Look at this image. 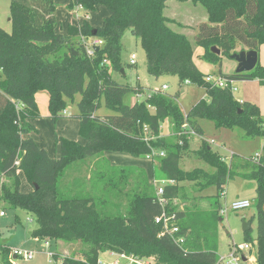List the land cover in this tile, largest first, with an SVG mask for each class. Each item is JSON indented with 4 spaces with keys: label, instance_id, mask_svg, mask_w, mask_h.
<instances>
[{
    "label": "trees",
    "instance_id": "obj_1",
    "mask_svg": "<svg viewBox=\"0 0 264 264\" xmlns=\"http://www.w3.org/2000/svg\"><path fill=\"white\" fill-rule=\"evenodd\" d=\"M169 1H191L205 9L207 21L199 26L195 47L205 50V61L220 66L218 77L236 82L258 80L264 86L260 61L247 73L224 74L221 69L223 57L235 54L237 45L243 47L241 51L260 52L264 45V0H71L70 10L82 7L94 11L102 5L108 8L109 16L102 26L93 27L84 21L81 26H70L66 34L57 32L55 0H11L12 32L0 28V211L22 210L33 215L38 227L31 236L38 241L69 239L93 244L81 258L64 257L61 264H100V254L109 251L137 259L153 256L160 264H218L223 211L220 199L228 181L236 178L256 183L258 238H264V145L259 158L236 161L235 157L227 164L203 140L197 155L215 169L209 175L201 170L184 171L181 160L187 145L161 138L168 119L180 132L189 125L204 136L199 120L205 119L217 129H240L246 137L264 140L260 108L236 100L230 88L214 87L206 81L207 76L194 63L195 49L188 37L170 27L172 21L164 13ZM127 30L141 40L151 76H176L182 83L197 84L205 89L208 99L199 101L187 114L178 103L179 95L173 97L161 89L142 102L126 104L128 95L144 92L140 85L121 84L111 74L126 75L122 52ZM80 36L102 38L105 46L90 57L85 44L76 41ZM214 48L221 54L213 52ZM39 92L49 95L53 122L62 118L69 102L81 96L74 117L80 121L84 145L56 134L55 145L61 155L53 158L35 142L32 134L37 129L30 120L40 118ZM103 101L113 114H99ZM148 135L154 139L147 141ZM157 149L165 157H153ZM105 153L157 160L169 181L162 196L135 194L129 217L110 218L94 209L93 201L100 199L95 195L60 193V178L72 163ZM109 170L111 175H100L103 180L115 175L126 179L127 173L137 171L134 167ZM20 172L32 192L21 191ZM200 176L207 180L204 188L215 190L212 209L200 214L167 213L175 214L179 232L173 236L165 233L163 224L156 223L164 213L163 201L177 197L180 182L198 181ZM179 219L184 220L180 223ZM251 232L244 233L245 243L256 241ZM180 239L181 243L177 241ZM0 253V264H13L7 245H0Z\"/></svg>",
    "mask_w": 264,
    "mask_h": 264
},
{
    "label": "rangeland",
    "instance_id": "obj_2",
    "mask_svg": "<svg viewBox=\"0 0 264 264\" xmlns=\"http://www.w3.org/2000/svg\"><path fill=\"white\" fill-rule=\"evenodd\" d=\"M11 6V0H0V28L7 33H11L13 29ZM78 9L83 14H88L86 9L82 7ZM59 12L68 13L64 8H60ZM93 12L89 14V19L95 25L102 21L103 15L100 10ZM164 13L172 21L170 27L188 37L191 48L195 49V54L198 50L195 47V36L198 33L199 26L207 21L205 9L201 4L191 1H169ZM76 41L83 42L86 46L90 38H82L80 36L76 38ZM242 48L241 45H237L235 53L241 52ZM133 54L137 56L136 66L131 65V56ZM260 60L261 63L264 62V47ZM198 61L203 73L209 71L214 76H219V65L210 64L203 57L198 58ZM122 62L125 66L126 75L112 72V77L124 85L134 87L140 85L143 87L144 92L140 98L138 97L139 101L146 100L156 90H162L164 85L168 87L167 90H163L165 94L173 97L179 95L178 103L185 114L190 112L199 101L208 99L205 89L197 84L182 83L176 76H164L159 79L151 76L147 70V57L141 40L134 36L131 30L126 31L123 39ZM222 64L223 67L221 69L227 74H233L237 70V62L230 58L223 57ZM234 66L235 68H233ZM235 86L238 88V92L234 93L237 98L247 93L250 98L259 103L264 113L263 85L259 84V82L247 85L239 81L236 82ZM43 93L47 95L46 92ZM138 98L133 94L128 95L125 103L133 105L138 102ZM80 99L81 96L78 95L73 103L69 102L67 104V109L74 116L79 112L78 102ZM151 110L153 111V109ZM99 114L111 115L113 112L105 107L103 101ZM69 120L77 119L71 117ZM199 125L204 132V136L195 135L191 137L192 135L190 134H182V132L177 130L172 119L166 120L161 129V138L167 142L184 143L187 145L185 150H183V158L181 160V168L184 171L201 170L209 175L215 173V169L207 165L197 155V152L203 149V140L210 142L209 146L213 152L219 153L221 157H227L228 159L225 158L227 164H229L233 155H236V161H238L240 160L239 158L254 157L255 154L261 153L264 145L262 138L246 137L240 129H217L211 121L205 119L199 120ZM212 140L214 141L213 144H211ZM155 151L162 152L159 149ZM110 168L113 167L106 162L104 155H96L82 161H75L61 176L58 185L59 191L69 196L92 197L95 195L100 199L93 201L94 209L102 216L115 218L130 216L131 203L135 194L147 193L158 196L159 189L169 184V181L166 180L160 171L157 160L149 162L147 168L134 167L137 171L127 173L125 175L126 179L121 178L120 175H115L114 178L109 176L111 183L106 182V179L109 177H105L103 180L100 176L101 174H110ZM206 181L203 176H200L198 181L180 182L178 184L179 192L177 197L171 201H163L164 211L167 213L182 212L185 215L207 213L210 211L212 209L211 206L215 203V190L204 188ZM256 188V183L253 181H245L240 178L229 180L225 187V193L220 199V205L224 211L220 213L222 223L220 224L219 232V234H222V254L224 255L230 252L233 244L240 245L245 242L243 225L244 223H250V221H253L251 223V236L259 240L256 251L259 256L264 255V244H261L263 240L258 238L257 207L255 204L257 197ZM243 199H248L252 203V206L242 211H233L231 209L232 203ZM182 220L179 219L180 223H182ZM37 227L36 218L22 210H7L6 216L0 217V245H7L11 249L10 258L13 264H61V260L64 257L81 258L84 253L89 252L92 248L93 244L89 241L83 242L69 239L48 240L50 246H47L44 241H38L31 236L32 231L37 229ZM15 249L33 252L35 253V257L32 261H27L23 257L14 259L12 254ZM56 257L59 258V261L55 260ZM133 258L121 259L111 251L100 254V262L102 264H115L117 261H119V264H160V262H156L153 256L143 259ZM1 262L2 257L0 253Z\"/></svg>",
    "mask_w": 264,
    "mask_h": 264
},
{
    "label": "crops",
    "instance_id": "obj_3",
    "mask_svg": "<svg viewBox=\"0 0 264 264\" xmlns=\"http://www.w3.org/2000/svg\"><path fill=\"white\" fill-rule=\"evenodd\" d=\"M55 3L57 5V10H56V17H57V21H58L57 32L62 33V34H66L68 32V29L70 26H75V27L81 26L84 21H87L93 27L102 26L104 19L109 16V10L107 7L102 6V5L97 6L94 11L100 10L102 15H103V18H102V21L100 23L93 25L89 19V14L94 13L93 11H87L88 14H83V12H81V10L78 9V7L75 8L74 10H69L68 6L71 3V0H55ZM60 8H64L65 10H67L68 13L59 12ZM263 47H264V45L261 46L260 52L258 53L260 63H261L260 56L263 53ZM204 53H205L204 49L198 48V50L195 52L194 58H193L194 63L196 64L197 68L200 70L201 73H203V72L201 71V68L199 67L198 58L203 57ZM261 64L264 66V62H262ZM237 66H238V64H237ZM222 67H223V64H222ZM233 68H235V66ZM125 73H126V70H125ZM223 73L227 74L225 72H223ZM203 74L206 76L211 75L213 77H217V76H214L212 74V72H209V71L207 73H203ZM229 74H232V73H229ZM254 82H259V81H257V80H255V81H243L242 83L249 85V83H254ZM185 83L190 84L189 82H185ZM259 84H260V82H259ZM164 86H167V85H164ZM237 92H238V88H237ZM142 95L136 96V97L140 98ZM139 98H138V102H142V101H139ZM235 98H236V100H238L241 103L250 102V103L257 105L261 110V114L264 116L262 107L259 106V103H257L252 98H250V96L247 95V93L244 94V96H242L240 98H237L236 96H235ZM36 100H37V104L39 107V111L41 113V118L30 120V122L37 129V132L32 134V138L35 140V142L41 148H43L47 151L49 156H51L53 158H59L61 155L60 148L55 145V139L54 138H55L56 134L61 136V137L70 139V140L78 141L82 145L85 144V141L79 135L80 121L79 120H69V118L74 117V115L71 114L68 109H66V111H64V112H66V115H64V112H63L61 114L62 118L59 119L57 122H53L52 119L50 118L48 93H47V95H45L43 92H39L36 95ZM189 128L192 129L190 126H189ZM187 134H189V133H187ZM196 135H198V134L196 133ZM193 136H195V135H192L191 137H193ZM205 141H207V140H205ZM207 143H208V145L210 144L209 141H207ZM213 143H214V141L212 140L211 144H213ZM217 154H219V153H217ZM255 156H256V154H255ZM235 157H236V155H233L231 157L229 164L231 163V161ZM104 158L109 162L110 166H112V167L147 168L148 163L152 161V160H148V159H137V158H134L130 155L120 154V153H105ZM222 158L226 162L225 158H227V157L222 156ZM19 176H20V180H21V191L23 193L32 192V187L28 184L24 174L22 172H20ZM243 200H248V199H243ZM219 240H220L219 255H224V254H222L223 243H222V234L221 233L219 234ZM261 240H263V243H261V244H264V238ZM258 244H259V240L257 239L254 242L252 252L248 255V257L252 258V260L255 261V263H257V264H264V255L259 256L257 251H256V247H258ZM234 245H238V244H233V246ZM254 248H255V250H254ZM230 251H231V249H230Z\"/></svg>",
    "mask_w": 264,
    "mask_h": 264
},
{
    "label": "built area",
    "instance_id": "obj_4",
    "mask_svg": "<svg viewBox=\"0 0 264 264\" xmlns=\"http://www.w3.org/2000/svg\"><path fill=\"white\" fill-rule=\"evenodd\" d=\"M81 8V7H78ZM87 46V52L90 57H93L95 55V51L98 49H101L105 46V41L102 38L98 37H93L90 38V41ZM137 56L133 54L131 56V65H136L137 64ZM104 64H108L107 60H104ZM206 81L209 83H212L214 87L218 88H230L232 93L234 94L237 92V88L235 86L236 81H228L226 79H222L220 77H213L211 75H208L206 77ZM189 82V81H187ZM190 83V82H189ZM167 86H163L162 90H167ZM64 115H66V112H64ZM147 133L149 134V130L146 128ZM189 133L190 135H196V132L192 129L189 128L188 125H184L182 129V134H187ZM154 139L152 136H147V141ZM153 157H165V154L163 152L159 153L156 151H153ZM261 153L256 154L255 157L259 158ZM152 158H149L151 160ZM163 194V188L159 189V195L158 197H161ZM252 206V203L249 200H239L231 205V209L233 211H242L245 209H248ZM224 211V210H223ZM222 211V212H223ZM6 216L5 212H0V217ZM175 215L169 216L167 212L164 211L161 216H159L156 219L157 224H163L165 233L173 236L174 234L179 232V228L177 225H175L174 220H175ZM178 242H182L183 239L177 240ZM47 246H50L49 242H45ZM253 249V244L250 243H243L240 245H234L231 251L226 254V255H219V262L218 264H257L255 261L252 260V258L248 257V255L252 252ZM35 253L33 252H27V251H21L18 249H15L13 251V258L17 259L19 257H23L27 261H32L35 257ZM118 255V254H117ZM121 259H129L133 257H129L126 255H118ZM102 264L101 262H99ZM136 263V262H135ZM115 264H119V261H117Z\"/></svg>",
    "mask_w": 264,
    "mask_h": 264
},
{
    "label": "water",
    "instance_id": "obj_5",
    "mask_svg": "<svg viewBox=\"0 0 264 264\" xmlns=\"http://www.w3.org/2000/svg\"><path fill=\"white\" fill-rule=\"evenodd\" d=\"M213 52L220 55L221 51L217 48L213 49ZM231 60H234L237 62V70L236 73H247L253 71L258 62H259V54L256 51H241L239 53H235L231 55ZM124 73V70H122ZM252 229L251 223H244L243 225V232L246 233Z\"/></svg>",
    "mask_w": 264,
    "mask_h": 264
}]
</instances>
